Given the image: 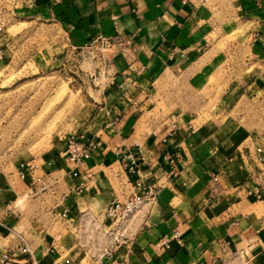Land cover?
I'll return each instance as SVG.
<instances>
[{"label":"crops","instance_id":"1","mask_svg":"<svg viewBox=\"0 0 264 264\" xmlns=\"http://www.w3.org/2000/svg\"><path fill=\"white\" fill-rule=\"evenodd\" d=\"M32 12L58 23L72 48L111 40L115 79L106 115L73 135L97 143L79 170L92 179L89 192H75L82 179L65 157L69 138L54 150L48 173L37 175L43 170L36 167L20 178L23 185L0 182L7 228L0 226V261L9 255L6 264H33L21 252L28 245L38 264H78L79 232L104 225L108 206L130 198L141 182L157 188V198L133 219L130 245L104 264H264V148L242 122L264 101V0H17L15 16ZM234 49L249 52L247 73L208 105L216 92L209 100L199 94L223 86ZM175 83L187 97L171 90ZM161 103L171 108L167 120L144 121ZM174 120L180 130L167 137ZM144 122L150 133L141 132ZM136 146L146 163L133 175L115 149ZM255 189L261 199L250 194ZM65 209L67 218L57 215ZM166 237L174 239L161 247Z\"/></svg>","mask_w":264,"mask_h":264},{"label":"rangeland","instance_id":"2","mask_svg":"<svg viewBox=\"0 0 264 264\" xmlns=\"http://www.w3.org/2000/svg\"><path fill=\"white\" fill-rule=\"evenodd\" d=\"M15 11L14 8L12 16H7L10 12L6 13L8 23L0 35V182L17 187L23 185L19 177L22 163L44 171L37 175L48 173L54 150L61 149L66 139L91 128L106 115L103 110L106 92L114 83L115 75L110 68L113 47L97 43L72 48L58 23L33 12L17 17ZM238 33L237 30L232 32L234 36ZM248 53L245 49L230 51V61L222 75L225 78L223 86L199 94L209 100L210 93L216 92L217 96L210 98L208 105L218 103L219 95L229 85L243 79L249 68L245 60ZM172 89L177 95L181 93L187 97L188 91L181 83H175ZM263 102L245 113L242 122L249 123L264 148ZM242 107L240 104L237 108L238 117ZM170 109L161 103L157 112L148 114L144 121L151 118L167 120ZM205 118L208 119L209 114ZM146 125L144 122L140 129L142 133L152 131ZM57 165L63 171L70 170L59 165V161ZM126 181L125 178L122 183ZM147 207L129 221L126 246L133 240L130 232L133 219ZM58 221L61 220H55ZM6 234L9 238L14 237L11 232ZM78 235V247L83 250L78 264H96L95 255L106 244L102 220L98 226L95 222L86 225Z\"/></svg>","mask_w":264,"mask_h":264},{"label":"built area","instance_id":"3","mask_svg":"<svg viewBox=\"0 0 264 264\" xmlns=\"http://www.w3.org/2000/svg\"><path fill=\"white\" fill-rule=\"evenodd\" d=\"M33 3V0H29ZM208 1V0H205ZM14 8H17V0H0V35L6 30L8 23L7 16H12L14 14ZM10 12L11 15L6 13ZM100 43L104 47L111 48L114 43L103 37H99L94 41V44ZM180 130V123L174 120L171 124V128L168 132L167 137L174 136ZM167 139V138H166ZM166 139L163 142H166ZM97 147L95 140L88 139L86 136L82 135L80 137H70L67 144V149L65 151V157L67 160L74 165L72 170L74 177L81 178L80 184L75 188V192L81 195L85 192L91 190L90 182L91 178L88 174L80 173V167L86 163L91 158L92 149ZM116 154L120 157L122 163L126 166L131 174H137L140 169L141 163H146L145 155L140 146H136V150H121L116 148ZM170 162H172L170 160ZM35 167L30 164L22 163L20 166L19 177L25 180L28 177V171L34 172ZM33 174V173H32ZM35 183L44 182L43 177L32 176ZM217 181V179H215ZM43 188L47 187L43 185ZM136 189L138 192L133 194L130 198L124 201H113L106 210L105 223H104V237L106 244L98 251L95 255L96 264H104L106 260L114 259L121 247L126 246L128 242V230L127 225L129 221L139 213L147 205L154 203L157 198L158 190L154 187H147L143 183L138 182L136 184ZM250 194H255L261 199L258 189L250 192ZM69 210L65 209L58 212L57 215L67 218ZM177 237V234L173 236ZM173 237H166L163 239L159 245L161 247H169ZM21 252L28 258L32 260L33 264H38L33 257V253L28 245H23L21 247ZM12 261L9 255H4L1 259L0 264H6ZM222 264H231L229 262H223Z\"/></svg>","mask_w":264,"mask_h":264}]
</instances>
